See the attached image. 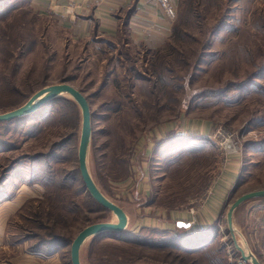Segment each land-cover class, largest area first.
<instances>
[{"label": "rangeland", "instance_id": "obj_1", "mask_svg": "<svg viewBox=\"0 0 264 264\" xmlns=\"http://www.w3.org/2000/svg\"><path fill=\"white\" fill-rule=\"evenodd\" d=\"M181 1L185 7L183 12L179 5L177 8V33L169 37L168 43L156 53L154 50L129 46L123 36L104 42L101 39H72L70 29L65 31L64 24L52 22L43 16L33 17L36 13L30 11L24 0H14L11 5L2 3L0 13L18 7L26 11L0 21V38L7 39L9 35L17 37L18 30L14 29L10 34L11 27L16 26L20 27L28 42L35 44H32L34 47L30 51L25 49V55L18 60L16 76L12 78L20 94L1 93L0 114L16 110L61 85H70L79 91L86 98L93 115L85 162L87 172L105 198L124 211L127 218L124 231L128 230L127 233H136L143 227L161 226L162 223H165V228L175 231V223L172 222L175 220L173 218L171 221L170 218L174 211H166V206L177 199H180L175 209V212H179L177 220H185L186 212L190 209L188 206H193L196 217V210L225 165L212 139L202 141L206 142V148L211 146L212 150L204 157L186 152L172 159L180 150L173 153L169 148L156 154L157 140L152 137L156 129L164 123L194 118L210 121L214 128L222 126L235 132L241 139L242 171L238 178L239 185L230 194L219 216L221 222L215 236L202 242V236L197 239L201 238L200 245L219 242L224 246L230 264H236L240 258L235 244L244 253H253L264 264V202L250 199L244 202L243 208L240 205L234 211L233 234L227 225V212L239 197L264 189V148L255 147L264 139V122L260 119L264 118V96L253 92L252 95L241 94L235 102L219 100L220 97L217 98L219 101L209 102L205 94L209 90L219 91L230 83L247 82L253 77L252 74L260 72L259 68L264 66V0ZM221 19H224L226 26L233 24L236 30L241 29L240 32L234 34L232 29L222 25L216 35L210 33ZM235 19L240 21L236 22ZM257 20L262 22L256 27L260 29L262 25L263 30L253 27ZM9 46L13 48V44L9 43ZM3 57L0 50V75L4 74L10 81L15 60L4 62ZM160 63L162 68L165 66L168 70V73L161 70L165 83L157 77ZM259 75L256 80L264 85V75ZM234 92L235 89L228 92L226 98L234 97ZM63 97L73 101L79 111V131L72 157L64 147L54 152L59 158L52 163L55 168L58 167L57 172H70L78 167L82 109L72 95ZM54 110H46L44 116L54 121ZM40 125L43 126L40 134L26 136L20 129L9 133L18 149L0 153V176L16 158H24L21 164H25L37 158V154L45 157L54 148L53 144L69 135L74 128L73 125H63L60 119L50 126ZM183 146L187 149L184 144L180 148ZM13 180L14 184H19L16 173ZM147 186L149 196L143 193ZM60 194L64 198L70 195L68 190ZM37 205L38 202L34 201L9 220V237L20 235L21 238L24 234L39 232L30 228L26 218L30 212L37 211ZM53 206H59V202H53ZM59 215L58 210H53L52 218L48 221L50 226L55 225L57 232L69 234L73 240L83 228L89 226L79 227V223H72L67 227L59 220ZM89 216L93 217L94 214ZM48 222L45 219V223ZM118 222L117 216L109 212L108 218L100 223ZM166 224H170V227ZM199 230L189 229L190 232ZM92 238L80 246V264H97L101 258L107 260L109 257V250L99 251L101 255L98 256V247L93 250L95 254H88ZM26 244L28 248L29 243ZM26 244L22 242L20 247L0 251V264H62L59 253L53 262L24 256ZM70 246L66 258L69 262ZM143 253V258L148 257L153 261L162 256L148 250ZM116 254L122 255L119 251Z\"/></svg>", "mask_w": 264, "mask_h": 264}, {"label": "trees", "instance_id": "obj_2", "mask_svg": "<svg viewBox=\"0 0 264 264\" xmlns=\"http://www.w3.org/2000/svg\"><path fill=\"white\" fill-rule=\"evenodd\" d=\"M179 0V8H181V12L184 11V3ZM240 0H237L239 2ZM7 2L8 4H13L14 0H1L0 6L2 3ZM15 10H6L0 13V21L6 20L11 16L19 15L23 13L24 9ZM26 11V10H24ZM32 11V10H30ZM33 12V11H32ZM35 13V12H34ZM185 14V13H184ZM33 17H38L37 14L32 15ZM263 16V13H262ZM236 22H239V19H235ZM262 22L261 20L254 21L253 27L257 30H263L261 27L258 29L256 25ZM224 25L233 30L234 34L239 33L241 29L236 30V26L233 24H229L226 26L224 19L218 21L216 27L211 30L210 33L217 34L220 30V27ZM18 30L17 37H13L12 35L8 36V38H0V50H2L4 57L3 61L8 62L10 60H15L13 68L10 73V81L7 80V77L3 74L0 75V94H11V95H19V89L14 86V78L16 76V72L18 69V60L25 55V49L30 51L34 46V42H28L26 36L20 31V27L16 28V26L11 27L10 34L13 31ZM255 29V30H256ZM177 33L176 22L172 27L170 38L174 37ZM241 34V33H240ZM104 41H112L108 39H101ZM126 43H128V39L124 38ZM100 41V40H98ZM165 42L162 44L160 48L168 43ZM9 43L13 44V48H10ZM30 44V45H26ZM110 44V43H107ZM154 50V52H158L160 49ZM239 48H242L239 47ZM17 56H15V53ZM230 53V52H229ZM158 78L160 82L166 81L165 76L161 72L168 73V70L165 69V66L162 68V63L158 64ZM260 72H255L253 77L247 82L237 83V84H228L227 87L221 90H209L206 91V97H209V102H214L223 100L229 102H235L241 94L247 93L249 95L259 94L264 96V85L259 83L256 79H259L260 75H264V66L259 68ZM162 82V83H163ZM235 89V92L232 93V98L227 96L228 92H232ZM237 91V92H236ZM2 94V95H3ZM219 100H217V98ZM205 98V96H204ZM208 102V100H206ZM57 107H59L57 109ZM54 110L52 113L56 114V119L54 121L53 118L47 119L44 116V112ZM80 114L75 105V103L65 97H57L47 104H45L42 108L37 110L34 113L28 114L23 117H19L13 120L0 122V153L11 152L12 150L18 149L17 144L12 142L9 136V133L15 132L20 129V132L25 135L31 136L32 134L36 135V133L40 134L42 131V127L40 124L45 126H50L52 122L58 121L59 119L62 121L63 125H73V131L61 141L53 144V149L45 155V157H39L37 154L35 159H31L28 161L29 163L21 164L24 158H16L14 159L9 166L4 170L3 174L0 176V201L8 199L11 194L15 190L18 185L25 184L28 186L38 185L42 189L43 196L34 197L28 199L22 206L19 208V211L23 209L27 205H32L34 201L38 202L37 207L35 206L37 211L30 214L26 217L27 224H29L31 229H36L39 232L33 231L31 234H24L20 238V235L13 237V239L19 243L28 242V250L30 252L42 253L44 255H52L55 253H59L62 257V264H70V262L66 259L68 257V247L71 245L73 237L68 235L60 234L56 231V226H50L49 222L53 215V210L59 211V220L63 222L67 227L72 223H79V227L91 225L95 223H100L105 221L108 218L109 210L99 205L86 190L84 183L81 179L79 167L73 168L70 172L60 171L57 172V166L53 165L54 159H58L59 157L54 155V152L63 149L64 147L67 150L68 155L72 157L75 153L76 149V139L79 131V118ZM91 117L93 115L91 114ZM93 119V118H92ZM262 122H264V118L260 117ZM261 123V121H259ZM262 124V123H261ZM264 126V125H263ZM15 129H11L14 128ZM39 130H41L39 132ZM44 130V129H43ZM210 141V139L195 137L194 135L187 134L186 136H173L169 134L164 140L156 142V154L161 151H166L169 148V145L175 142H184V145H187V149L179 148V154L172 159H176L178 156H181L183 153H191L193 156L201 157L207 156L210 154L211 146L209 148L205 147L206 142L202 141ZM257 148H264V139L261 140L258 144H255ZM213 149V148H212ZM213 151H215L213 149ZM263 155H264V149ZM213 153V152H211ZM34 158V157H33ZM193 158V157H192ZM40 159V160H39ZM38 160V161H37ZM35 161V162H34ZM21 165V166H19ZM127 171V166H126ZM12 173L17 174V179H19V184H14V180L11 177ZM241 178V177H240ZM240 182V181H239ZM237 182V186L239 185ZM13 188V189H12ZM206 188V187H205ZM69 191V197L64 198L61 197L62 191ZM204 190V188H203ZM264 202V198L255 199ZM59 202V206H53V202ZM180 199L171 203V205H167L166 211H175L177 208V203ZM199 205V204H198ZM244 205L241 204V207ZM193 208V206H188L187 208ZM243 208V207H242ZM18 211V212H19ZM89 214H94L93 217L89 216ZM45 219L48 224L45 223ZM221 219L217 218L214 223L205 229H200L198 232H190L189 229L183 227H176L175 231H170L157 227H143L140 228L136 233H127L128 230H123L121 232H103L96 236H94L88 247V254L91 256L95 254L93 250L95 247H98V251L96 254L100 256L98 252H106L109 250V257L107 260L105 258H101L97 264H230L226 250L224 246L218 244L219 242L211 241L200 245L199 236H202V240H208L207 238H213L215 236V232L219 229ZM43 230L46 232L44 233ZM217 237V236H216ZM218 240V238H216ZM200 246H199V245ZM208 245V246H207ZM124 246L127 248L124 249ZM190 246V247H189ZM49 249V250H48ZM145 250L154 251L157 253H161V260L154 258V261L151 258H143L142 255ZM120 252L122 255L116 254ZM129 251V252H128ZM108 252V251H107ZM111 255V259H110ZM104 256V255H103ZM114 257V258H113ZM113 259V260H112ZM90 260V259H89ZM113 261V262H112Z\"/></svg>", "mask_w": 264, "mask_h": 264}, {"label": "crops", "instance_id": "obj_3", "mask_svg": "<svg viewBox=\"0 0 264 264\" xmlns=\"http://www.w3.org/2000/svg\"><path fill=\"white\" fill-rule=\"evenodd\" d=\"M24 2L38 16L50 18L52 22H58L60 25L64 24L65 31L70 29L72 39L112 40L123 36L128 39V45L136 49L156 50L160 48L167 42L176 20H171L163 13L158 0H24ZM170 2L176 8L177 14L179 0H170ZM213 128L214 124L212 125L210 121L194 118L179 119L177 122L162 124L159 129L155 130L152 137L159 142L169 134L179 137L191 134L211 140ZM182 144H184L183 141H177L170 144L169 149L175 153ZM240 161L242 162L240 154L229 157L202 204L196 210L195 226L188 229L208 228L219 218L227 205L230 194L236 189L240 170L242 171ZM11 177H15V173H12ZM144 180L147 181L146 178ZM147 190L148 186L145 187L143 193L149 196ZM41 191V187L36 184L33 186L20 184L9 194L8 199L0 201V251L20 247V243L8 235V222L18 213L22 204L30 198L41 195ZM186 213L187 217L182 221L188 222L193 216ZM178 214L179 212L174 211L170 215L171 221L173 218L175 220L172 221L175 223V228L177 227L176 222L179 221L177 220ZM162 224L155 227L169 230L165 228V223ZM166 225L170 227V224ZM25 250L24 256L37 258L42 262H53L58 256V253L44 255L30 252L27 244Z\"/></svg>", "mask_w": 264, "mask_h": 264}, {"label": "water", "instance_id": "obj_4", "mask_svg": "<svg viewBox=\"0 0 264 264\" xmlns=\"http://www.w3.org/2000/svg\"><path fill=\"white\" fill-rule=\"evenodd\" d=\"M69 94L72 95L73 98L77 101L79 106L82 109V130L80 137V145L78 149V167L81 175V179L84 183L86 190L89 192L91 197L102 207L108 209L110 212L115 214L119 219L118 224H109V223H96L89 225L83 228L74 238L70 246V263L71 264H80L78 258V252L82 243L90 237H94L100 233L113 231V232H121L126 228L127 218L124 211L118 206L112 204L109 200L105 198V196L100 192V190L96 187V185L91 180L87 169H86V155L89 147L91 132H92V117L90 113V108L86 98L75 88L70 85H61L56 87L55 89L45 93L35 99H31L27 103H25L20 108L13 110L11 112L0 114V122H5L9 120H13L19 117L26 116L28 114L34 113L40 108H42L49 101L57 98L63 97L64 95ZM264 198V189L258 190L254 192H250L244 194L239 197L229 208L227 212V225L229 227L230 232L233 234V225L232 218L234 211L247 200ZM177 227H183L188 229L190 227V223L187 221L179 220L176 222ZM235 244V242H234ZM236 249L240 252V257L248 262L249 264H261L257 257L251 253L244 251L235 244Z\"/></svg>", "mask_w": 264, "mask_h": 264}, {"label": "built area", "instance_id": "obj_5", "mask_svg": "<svg viewBox=\"0 0 264 264\" xmlns=\"http://www.w3.org/2000/svg\"><path fill=\"white\" fill-rule=\"evenodd\" d=\"M158 2L163 13L166 14L171 20H175L176 8L174 5H172L170 0H158ZM211 139L214 141L217 152L221 155L224 163H226L231 155L240 154L241 139L235 132H232L225 127L218 126L212 133ZM188 212L193 216L188 222L190 223V227H194L196 224L195 210L194 208H190ZM236 264H248V262L244 261L240 257Z\"/></svg>", "mask_w": 264, "mask_h": 264}, {"label": "bare ground", "instance_id": "obj_6", "mask_svg": "<svg viewBox=\"0 0 264 264\" xmlns=\"http://www.w3.org/2000/svg\"><path fill=\"white\" fill-rule=\"evenodd\" d=\"M183 136V135H182ZM201 240V239H200ZM202 242V241H201ZM208 246V245H207ZM190 247V246H189ZM49 250V249H48Z\"/></svg>", "mask_w": 264, "mask_h": 264}]
</instances>
